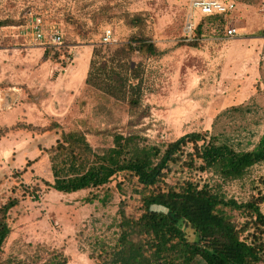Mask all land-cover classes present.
<instances>
[{
    "label": "rangeland",
    "instance_id": "374dc122",
    "mask_svg": "<svg viewBox=\"0 0 264 264\" xmlns=\"http://www.w3.org/2000/svg\"><path fill=\"white\" fill-rule=\"evenodd\" d=\"M227 1L234 8L219 20L198 16L189 0H0V16L17 21L0 28V102L8 103L0 106V117L7 119L0 137L17 134L22 141L29 136V148L47 150L59 130L42 128L55 122L64 130L83 131L95 150L111 143L108 132L113 131L137 133L146 143H166L196 131L218 136L234 148L252 149L264 133V0ZM27 10L38 13L46 26L61 27L63 44H33L24 27ZM189 17L194 24L201 21L200 35L187 32ZM229 25L236 28L234 36L226 34ZM106 28L116 39L110 44L142 37L156 48L152 54L131 55L140 72L136 107L98 96L85 85L93 44L100 43ZM45 50L48 56L43 59ZM19 106L24 107L17 121L10 113ZM24 160L13 164L23 167ZM47 165L42 177L31 180H24L22 169L15 167L0 176V185L5 183L0 203L9 196L19 199L9 212L10 227H20V217L35 212L31 232L6 238L0 264L11 258L40 261L51 250L61 252L66 264H85L84 257L74 255L88 252L85 236L114 230L107 226L121 197L113 182L96 192L109 198L92 205L84 201L86 190L62 193L47 187L43 180L53 181ZM260 176L264 163L253 165L240 179L222 181L212 172L179 162L171 164L166 181L218 184L226 197L245 202L258 189L264 193Z\"/></svg>",
    "mask_w": 264,
    "mask_h": 264
},
{
    "label": "trees",
    "instance_id": "16d2710c",
    "mask_svg": "<svg viewBox=\"0 0 264 264\" xmlns=\"http://www.w3.org/2000/svg\"><path fill=\"white\" fill-rule=\"evenodd\" d=\"M225 13L204 15L222 19ZM17 21L1 19L0 26ZM201 21L193 29L200 35ZM152 54L154 44L132 37L123 44L94 43L85 85L98 96L140 101V72L131 55ZM48 51L43 53L47 58ZM43 130H59L47 150L53 181L43 183L58 192L96 190L114 183L120 195L110 235L85 236L87 255L96 264H260L264 262V193L245 202L228 198L215 186L191 181H166L171 164L181 162L212 172L222 181L242 178L255 164L264 163V133L250 150L234 148L218 136L187 132L175 140L146 143L137 133L108 132L111 143L95 150L83 131L61 129L55 122ZM190 144V150L186 145ZM30 164L28 160L26 165ZM24 170V169H23ZM22 170V171H23ZM264 185V176L258 178ZM34 190H39L35 186ZM97 193L84 198L91 202ZM19 199L9 196L0 203V250L11 232L9 212ZM240 216L235 220V214ZM66 257L51 250L38 260L11 258L6 264H66Z\"/></svg>",
    "mask_w": 264,
    "mask_h": 264
},
{
    "label": "crops",
    "instance_id": "0c3cea01",
    "mask_svg": "<svg viewBox=\"0 0 264 264\" xmlns=\"http://www.w3.org/2000/svg\"><path fill=\"white\" fill-rule=\"evenodd\" d=\"M3 19L0 16V20ZM5 19V18H4ZM10 26V25H7ZM5 26H0V28H4ZM11 27H13L11 25ZM15 27V26H14ZM18 27V26H17ZM24 47V45H22ZM38 48V47H37ZM40 49V48H38ZM11 59H13L12 56H10ZM9 68H10V64H9ZM22 107L24 106H19L17 109H14L13 113H10V115H12L14 117L15 120L19 121L22 119V115L20 113V111L22 112L23 109ZM1 113V112H0ZM3 114V113H1ZM9 114V113H8ZM10 119V118H9ZM6 123V124H5ZM5 125H7V119L4 120V116L0 117V127H4ZM9 135V136H8ZM17 134H9L6 133L5 137H0V176L2 174H5V171L8 167L13 168L15 167L20 168V169H24L23 173L20 175L24 180H31L32 177H42L43 176V172L45 171L47 162H48V158H47V154L44 150H36V149H32L31 147H28V143L29 141H27L30 137L29 136H24L23 140L21 141L20 139H16ZM8 137V138H7ZM19 137V136H18ZM7 138V139H4ZM10 139H12L10 141ZM27 149L30 150L31 152H27ZM24 157L25 158V164L23 163V167H21V165L17 166V164H13V162L19 161L20 158ZM13 159V160H11ZM30 161V164L26 165L27 161ZM44 167V168H43ZM47 169H49L50 172V166L47 165ZM48 172V171H46ZM24 180H21L24 182ZM49 180V179H48ZM1 189L4 190L5 187V183L0 185ZM87 191V194H89L90 191H93L94 193H96L98 191V189L96 190H91V189H83V190H79V191H75V192H71V193H78L80 191ZM104 198L108 199V196H101L99 194H97V197L92 200L91 202H86L92 205H96L95 202H103ZM22 202V201H20ZM25 202H33V201H25ZM35 212H27L26 215L20 217V221L19 224L21 225L20 227L16 228L15 230H13L11 228V232L9 233V235L7 236V238L9 237V239H15L16 237L22 235L24 237V235L28 232L32 231L33 228V222L31 221L32 218L34 217ZM50 234L53 236V233L50 231ZM76 258H80L82 259V257H84L85 259L83 260L85 264H96L92 259H90L87 255V253L85 255H83L82 253H79V255L76 253L74 254Z\"/></svg>",
    "mask_w": 264,
    "mask_h": 264
},
{
    "label": "built area",
    "instance_id": "2783aa9c",
    "mask_svg": "<svg viewBox=\"0 0 264 264\" xmlns=\"http://www.w3.org/2000/svg\"><path fill=\"white\" fill-rule=\"evenodd\" d=\"M189 5L198 16L227 13L234 8V3L227 0H189ZM25 16L27 17V21L24 27H27L28 34L33 44L43 46H60L63 44V30L61 27L46 26L42 17L32 10H27ZM185 27L188 33L193 31L195 24L191 17L187 18ZM226 34L228 36H234L236 34V28L233 25H229L226 28ZM115 41L116 39L112 29H104L100 42L110 44ZM261 60L264 61V50L261 52Z\"/></svg>",
    "mask_w": 264,
    "mask_h": 264
},
{
    "label": "water",
    "instance_id": "95a60500",
    "mask_svg": "<svg viewBox=\"0 0 264 264\" xmlns=\"http://www.w3.org/2000/svg\"><path fill=\"white\" fill-rule=\"evenodd\" d=\"M8 99V98H7ZM0 101H1V99H0ZM8 105V103H5V104H1V102H0V106H7Z\"/></svg>",
    "mask_w": 264,
    "mask_h": 264
}]
</instances>
